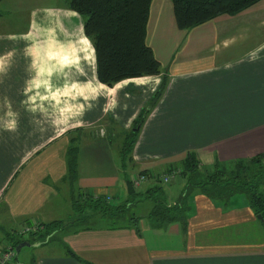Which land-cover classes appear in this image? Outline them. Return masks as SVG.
Returning <instances> with one entry per match:
<instances>
[{
	"label": "crops",
	"instance_id": "1",
	"mask_svg": "<svg viewBox=\"0 0 264 264\" xmlns=\"http://www.w3.org/2000/svg\"><path fill=\"white\" fill-rule=\"evenodd\" d=\"M24 4L1 0L0 10L8 12L0 13V19L13 9V21L20 23ZM169 9L170 0H152L149 8L146 43L154 51L156 41L164 50L154 56L167 65L168 75L166 90L141 125L132 151L134 163L163 169L169 166L167 159L189 149L216 150L220 161L263 151L264 13L256 18L219 15L201 23L204 27L195 33L184 32L173 48L176 27L164 26V11ZM52 19L63 23L59 37L49 29ZM88 41L82 19L67 4L32 7L22 28L0 34V221L10 228L27 220L50 221L57 208L71 210L65 164L69 145L78 149L82 143L85 149L77 150L74 187L109 200L119 191L115 181L101 179L111 176L112 160L93 164L97 147L85 144V137L99 126L103 133L97 136L106 134L108 139L116 128L123 136L160 76H146L148 83L131 77L107 86L96 78ZM141 85H146L145 92ZM13 122L15 130H10ZM113 122L116 127L108 128ZM184 134L185 142L180 141ZM110 142L102 144L99 153H106ZM151 155L158 156L156 165L149 166L153 159L144 160ZM98 168L103 172L97 173ZM231 199L224 208L193 194V210L185 230L177 233L175 247L160 243L162 230H172V225L152 229L147 221L148 236L133 229L101 228L70 234L66 241L93 264H264L260 221L244 195ZM234 224L238 228H228ZM54 247H39L36 264H83L66 253L64 244Z\"/></svg>",
	"mask_w": 264,
	"mask_h": 264
},
{
	"label": "trees",
	"instance_id": "2",
	"mask_svg": "<svg viewBox=\"0 0 264 264\" xmlns=\"http://www.w3.org/2000/svg\"><path fill=\"white\" fill-rule=\"evenodd\" d=\"M1 1V0H0ZM152 0H67V7L75 11L82 19V30L90 41L94 52L95 75L99 82L112 86L116 82L135 76L161 75L159 87L164 89L167 77L162 74V66L154 56L152 48L146 43V25L149 8ZM177 27L186 30L208 21L219 15H238L247 12L259 0H170ZM161 93L156 92L147 107L142 108L132 123L126 128L118 152L122 167L126 164L135 166L132 158L133 146L139 134L141 124L150 108L157 103ZM151 105V107H150ZM139 124V125H138ZM214 151V150H213ZM77 148L69 145L66 149L65 164L70 180V206L76 216L67 222L52 219L45 222L22 223L17 227H1L5 235L1 242L0 253L5 247L14 251V247L26 240L30 244L38 242L44 244L55 232L66 225H75L70 234L82 230L93 229H133L137 235L140 233L138 221L144 217L153 228H164L172 223H179L183 231L186 220L193 210L191 197L195 193L203 194L210 200L226 208L232 203L235 195H244L247 206L254 216L258 218L264 233V150L246 156L243 159L230 161V168L224 165L225 161L215 158L210 166L203 164L194 149L185 150L183 159L178 163H168L163 169L160 167L148 168V165H139L137 175L122 168L124 177L133 183V188L149 179L154 184L140 193V198L125 202L113 203L103 195H92L73 186L76 178ZM142 167V168H141ZM161 180L158 178L161 171ZM158 174V175H157ZM180 176L184 182L179 197L173 203H166L153 195H161L167 184L164 178ZM137 180L135 184L134 181ZM135 193L134 191L131 194ZM130 194V195H131ZM145 200L153 201L152 207L144 216L128 214L129 207L134 202ZM129 202V203H127ZM260 215V218L257 217ZM98 215L105 224L92 225L89 219ZM124 218V224H118V219ZM116 220L117 224L114 223ZM152 221V222H151ZM98 223V222H97ZM27 226V229L21 230ZM24 234L28 236L22 238ZM8 240V241H7ZM264 240V238H263ZM68 255L83 264H93L81 259L68 244L64 243ZM17 260L14 254V262ZM15 264V263H14ZM24 264H36L35 257L29 258Z\"/></svg>",
	"mask_w": 264,
	"mask_h": 264
},
{
	"label": "rangeland",
	"instance_id": "3",
	"mask_svg": "<svg viewBox=\"0 0 264 264\" xmlns=\"http://www.w3.org/2000/svg\"><path fill=\"white\" fill-rule=\"evenodd\" d=\"M22 1H25L24 6L26 8L25 10H23V11L18 13L19 18L22 21L20 23L16 24L13 21L14 11H13V9H10L12 11H9L10 13L6 14L5 17H2L0 19V34L7 33L9 30L13 31V30H19L20 28H22V26H24V24L28 20L29 9L32 8V7H35L37 5L51 6L53 3L55 4V6H64L67 3V0H22ZM252 7H254V8H251L250 10H248L246 12V14H242L241 16H237V17H247V18L259 17L260 14L264 13V0L257 1V3H255ZM2 12H8V11L0 10V13H2ZM164 12H165V14L168 13L167 22H166V24L164 26H166V25H172V26L175 25L176 30H177L176 34L174 32H172L173 48H177L178 41H180L182 39L180 36L184 32H186V33L190 32L192 34V33L197 32L199 29H201V27H204L203 25H205V24H201L199 26H194V27H191V28L186 29V30H181L180 28L177 27V24H176V21H175V17H174V13H173V7H172V10L169 9L168 12H166V11H164ZM243 13H245V12H243ZM16 19H18V17H16ZM237 21H238V19H237ZM62 24H63L62 22L60 23V21H56L55 19H52L51 22H49V26H50L49 29L51 30V33H53V31H54V33H53L54 36H57V37L60 36V29L63 28ZM247 31L250 32V33H254L255 34V30L252 29L250 26L247 27ZM17 34H19V33H17ZM261 34L262 33H260L259 35H261ZM152 42H153V44L155 46L154 51L152 49V52H153L154 55H158V54H161L162 52H164V50H162L159 47V43H156V41H152ZM242 44L246 45V41L242 42ZM242 44H240V45H242ZM237 49H239V47H236L235 49H231L230 52H233L234 50H237ZM191 50H193V49H191ZM191 50H189V51H191ZM227 52H228L227 50H223L222 51V53H224V54H227ZM219 53H221V52H219ZM91 57L92 56H90V61H91ZM90 65H91V63H90ZM161 66H162L161 67L162 68V74L167 77V75H168V71H167L168 67H167V65H165V66L161 65ZM89 67H91V66H89ZM146 76H150V75L135 76L136 80H134V81H137V82L140 81V82L148 83L149 79ZM158 76H160V80H161V75L158 74ZM129 78H131V77H129ZM137 79H139V80H137ZM141 87L143 88V92H145V90L147 89L146 85H141ZM165 88H166V84H165V87H164L163 90L160 89L159 84H158L157 87L155 86L154 89H151V90H153V92H152L150 98L141 106L140 110H142V108L147 107L150 104V102L152 101V98L154 96V93H156V92L161 93L159 99L157 100V102H158L160 100V98L162 97L164 91L166 90ZM150 107H151V105H150ZM140 110L138 111V113L140 112ZM149 112H150V110H149ZM145 118H146V116H145ZM145 118L143 119V122H144ZM115 124L116 123H114V122L111 123V125L108 123V126H109L108 128L116 127ZM93 128H96V127H93ZM100 130L102 131V126H99V128H97V129H92V131H94V133L91 134V137H89V136L85 137V144L91 143V144H93V145H95L97 147V149L95 147H93V150L95 151V156H96L93 164L97 163L99 165L103 161H105V164H108L109 160H112V161H110L111 172H112L111 176L105 177V178H101V179L107 180V181L113 180V181H115L116 185H119L118 193L117 194L116 193H112L111 202H113V203L125 202V200H127L129 198H131L132 200L139 199L140 196H141L139 192H142V190H144L145 188L153 185L154 181L152 179H149L146 182H142L138 187H134L135 188V193L134 194H131V193H130L131 195L128 194L127 190H126V185H125V181L127 180V178L124 177V175H123L124 172L122 171V168L125 167L126 171L131 172V174L134 173L133 175L136 176L137 173L140 172L138 170L139 169V165H138V163H136L135 166L130 165V164H127V165L125 164L122 167V162H121V159L119 157L120 153L117 151V149H119L118 145L122 142L124 134H123V136L119 137L118 134L120 133V130L118 128H116L114 131H112L110 133V137L108 139H106V137H105L106 134L104 135V137L103 136H97V135H102V134H100ZM84 131L87 132V130H84ZM125 131L126 130L124 129V133H125ZM186 138H187V136L184 134L181 137L180 141L185 142L183 139H186ZM82 140H84V138ZM107 141L108 142L111 141L110 145H109L110 146L109 149H107L106 153L103 152V151H101L99 153L98 149H100L102 147V144L107 143ZM79 146H80V148H79ZM79 146H78L77 150L84 149V144L82 145V143H81ZM86 150H89L88 152L92 153V149H86ZM243 150L245 151L246 149H243ZM214 151L215 152H213V153H210L211 151L210 152L203 151L202 153H201V151H198L197 153L199 155V158H200L201 162L203 164L207 165V166H210L211 163L213 162V157H217V153H218L219 157L221 156V154L218 151H216V150H214ZM184 155H185V152L176 153L173 157L167 159L166 162H175L176 164H178L183 159ZM149 157L150 158L144 159V160H152V159L154 160L153 161L154 163L153 164H149V166L156 165L155 161L158 160V156L151 155ZM245 157L246 156L238 157L237 159H243ZM230 161L226 160L225 163H224V165H226L227 168H230L229 167ZM160 164L158 166H160ZM160 169L161 168H159V170ZM96 172L97 173H99V172L102 173L103 171H101V169L98 168V171H96ZM114 172H116V173H114ZM166 173H168V171H165V170L161 171V173L159 174L158 178L161 180L162 175L166 174ZM112 175H115V176H112ZM182 180L183 179L180 176H175L174 178L169 180V183H167L166 185L163 184L165 186L163 188V190H162L163 197L161 195H159V196L155 195V193L153 195L155 196L156 199H158L160 201L166 202L168 204L173 203L179 197L180 190L184 186V182ZM93 191H95V190H93ZM127 203H129V202H127ZM152 203H153V201H151V200H145V201H141V202H134L129 207V211H128L129 213L128 214H131V215L135 214V215H139V216L145 215V214L148 213L149 209L152 207ZM58 206H60V205H58ZM57 209L55 211V215H52L53 219L54 218H59L62 221L67 222L68 220H71L73 217L76 216V213L75 212L73 213L72 210H67V209H64L63 207L62 208H57ZM97 216L98 215H95L94 217L89 219L88 222L91 223L93 226L94 225H98V224H100V225L104 224L103 220L101 218L97 217ZM124 218H128V217L124 216V217H121L120 219H118V222H119L118 224L119 225L120 224H124V222H125ZM31 221L32 220H30V221L27 220V223H29ZM145 221H146L145 218L141 217L139 219V221H138V228L140 229V231L145 236H148L149 232L151 230H149V226L147 225V223ZM114 223L117 224L116 220L114 221ZM107 225H108V221L105 220L104 226H107ZM170 225H172L170 227H173V229L171 230L170 228H168L165 231L162 230V232H161L162 236H161V242L160 243H166L168 245H172V246L175 247L178 244L177 243V239H176L177 233H180L183 229H182V227H180L179 223H172ZM251 225H253V224L249 223V226H251ZM2 226L6 227L8 225L5 223V221H0V245H1V242H4V239H6L5 235L3 234V231L1 230ZM233 226H234V228H238V225H236V224H234L232 226H228V228L232 229ZM75 228H76L75 225H69L68 224L64 228H62L61 230H59V231L55 232L54 234H52L48 238V241L45 242L44 244H40L38 246L34 245V244H29V245L22 246L20 248L21 251L19 250V253L17 254V261H15V264H19L21 262L25 263V262H27L29 260V258L35 257L36 254L41 251L39 249V247H41V246H45V245L47 247L55 246L54 248H57V247L62 246V244H64L65 242H66V244H68V241H66L67 240V236L70 235V232L73 231ZM173 233H175L176 235L173 234ZM171 234H172V236H171ZM27 236H28L27 234H24L22 238H26ZM147 241H149V239H147ZM33 243H35V242H33Z\"/></svg>",
	"mask_w": 264,
	"mask_h": 264
},
{
	"label": "built area",
	"instance_id": "4",
	"mask_svg": "<svg viewBox=\"0 0 264 264\" xmlns=\"http://www.w3.org/2000/svg\"><path fill=\"white\" fill-rule=\"evenodd\" d=\"M103 133V130H100V134ZM173 174H170L169 177H165L164 180L165 182H168L169 178L172 176ZM134 183H137V180L134 181ZM106 199H109L108 196H106ZM27 229V226L22 227L21 230H25ZM14 251L12 249H10L8 246L5 247L1 253H0V264H14Z\"/></svg>",
	"mask_w": 264,
	"mask_h": 264
},
{
	"label": "water",
	"instance_id": "5",
	"mask_svg": "<svg viewBox=\"0 0 264 264\" xmlns=\"http://www.w3.org/2000/svg\"><path fill=\"white\" fill-rule=\"evenodd\" d=\"M125 185H126V190H127V193H128V194H130V193H132V192L134 191L133 183H132L129 179H127V180L125 181ZM257 217L260 218V215L257 214ZM29 244H30V243H29L28 241H26V240H24V241L18 243V244L14 247V254H15V257H17V254L19 253V250H20V248H21L22 246H24V245H29ZM33 244H34V245H37L38 242H35V243H33ZM16 261H17V260H16ZM19 264H22V263H19Z\"/></svg>",
	"mask_w": 264,
	"mask_h": 264
},
{
	"label": "clouds",
	"instance_id": "6",
	"mask_svg": "<svg viewBox=\"0 0 264 264\" xmlns=\"http://www.w3.org/2000/svg\"><path fill=\"white\" fill-rule=\"evenodd\" d=\"M38 86V85H37ZM58 122H60V121H54V123H58ZM8 127H9V129L10 130H15V123L13 122V123H10L9 125H8Z\"/></svg>",
	"mask_w": 264,
	"mask_h": 264
}]
</instances>
